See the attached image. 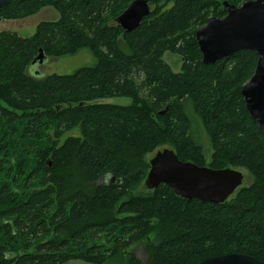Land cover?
Returning a JSON list of instances; mask_svg holds the SVG:
<instances>
[{
    "label": "trees",
    "instance_id": "16d2710c",
    "mask_svg": "<svg viewBox=\"0 0 264 264\" xmlns=\"http://www.w3.org/2000/svg\"><path fill=\"white\" fill-rule=\"evenodd\" d=\"M133 0H12L0 21L58 12L33 35L0 32V264L108 261L137 244L128 264H196L242 253L264 260V137L241 95L257 56L239 50L204 65L195 32L223 17L225 0H149L124 33L115 18ZM237 6L248 0H226ZM88 49L92 66L29 74L32 61ZM179 55L180 71L164 61ZM125 97L126 105L108 100ZM169 107L163 114L160 112ZM213 169L243 168L254 181L223 203L139 191L148 154L173 149Z\"/></svg>",
    "mask_w": 264,
    "mask_h": 264
},
{
    "label": "water",
    "instance_id": "95a60500",
    "mask_svg": "<svg viewBox=\"0 0 264 264\" xmlns=\"http://www.w3.org/2000/svg\"><path fill=\"white\" fill-rule=\"evenodd\" d=\"M12 0H0V8ZM226 14L210 17L195 32L204 65L213 64L239 50H251L257 56L255 70L243 85L241 95L250 117L259 125L264 137V0H248L237 6L223 1ZM149 0H133L115 18L116 26L124 33L136 29L149 14ZM46 57L42 52L32 61L42 64ZM169 107H165L163 114ZM149 170L143 181L148 190L160 184L169 186L174 193L185 199L223 203L242 185L244 175L230 167L213 169L182 161L173 149L157 150L149 158ZM196 264H264L250 255L227 253L205 258Z\"/></svg>",
    "mask_w": 264,
    "mask_h": 264
},
{
    "label": "rangeland",
    "instance_id": "374dc122",
    "mask_svg": "<svg viewBox=\"0 0 264 264\" xmlns=\"http://www.w3.org/2000/svg\"><path fill=\"white\" fill-rule=\"evenodd\" d=\"M58 12L50 6L41 8L37 13L16 18V19H6L0 21V32L1 31H12L16 32L21 37H29L35 32L36 26L42 21H52L57 19ZM165 62L169 64L171 69L174 72L180 71L182 59L179 55L166 52L163 55ZM96 63L95 57L92 53L84 48L79 50L77 53L72 55H65L62 57H48L45 59V62L42 64L35 65L34 67L30 66L28 69L29 74L33 76L44 77L49 74H71L79 68L85 66H92ZM111 103L126 105L129 103V99L125 97L113 98L108 100ZM196 139L201 144L204 159L206 166L210 163L211 158V147L207 135L205 134L203 128L196 124L195 125ZM162 149V148H159ZM155 151L147 155V158H150ZM244 175L242 185H249L254 181V177L246 169L239 168ZM144 183L138 188L139 191H144ZM129 254L135 255L137 258L145 262L147 260V255L143 250V244H137L131 246L125 250L124 253H121L119 256L114 257L108 261V264H128L127 256ZM66 264H90L83 261H71Z\"/></svg>",
    "mask_w": 264,
    "mask_h": 264
}]
</instances>
